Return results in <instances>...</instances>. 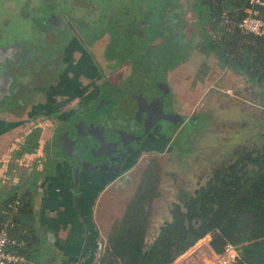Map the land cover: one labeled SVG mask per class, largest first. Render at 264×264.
Instances as JSON below:
<instances>
[{
	"label": "flooded vegetation",
	"instance_id": "flooded-vegetation-1",
	"mask_svg": "<svg viewBox=\"0 0 264 264\" xmlns=\"http://www.w3.org/2000/svg\"><path fill=\"white\" fill-rule=\"evenodd\" d=\"M20 1L18 7L10 1L0 16V144L4 142L2 136L19 134L10 139V147L15 146L11 159L39 130L40 142L47 126L49 147L43 145V154L49 157V165L65 163L74 180L78 169L80 178L99 185L123 176L144 154L169 153L175 157L195 151L191 136L199 129L189 133L187 145L178 134L200 116L179 112L168 72L162 76L148 66L144 71L136 65L141 62L131 55L141 53L134 49L139 44L123 39L126 30L121 24L113 20V26L103 21L75 23L71 13L74 5L90 9L91 14L95 7H89L90 0ZM15 15L29 20V36L20 34L22 28L15 22ZM127 51L132 53L128 55ZM127 65L130 69L122 74ZM146 74L148 78L152 75L150 81L122 95L125 101L118 112H122L126 125L118 124V112L111 111L119 102L108 85L115 87L114 92L118 89L120 95L124 79L137 81ZM98 78L102 79L97 84ZM244 90L246 98L263 105L264 94L258 88L245 83ZM203 118L205 122L207 118ZM248 121L252 133L235 149L264 140L260 131L264 111L258 123ZM27 154L33 153L25 152L21 157Z\"/></svg>",
	"mask_w": 264,
	"mask_h": 264
},
{
	"label": "trees",
	"instance_id": "trees-1",
	"mask_svg": "<svg viewBox=\"0 0 264 264\" xmlns=\"http://www.w3.org/2000/svg\"><path fill=\"white\" fill-rule=\"evenodd\" d=\"M249 1L190 0L195 15L191 23L184 20L187 10L181 0L162 1L159 17L151 26L157 29L152 42L163 39L164 48L156 59L147 60L153 64L149 68L165 76L186 62L195 48L205 56L213 55L221 69L235 71L264 94V38L245 33L239 26ZM259 16L264 19V8ZM134 49L143 54L141 45ZM159 63L162 67L155 68ZM40 133L31 134L29 143L16 156L36 152ZM233 153L213 167L195 189L179 190L170 217L150 239L153 203L161 193L160 164L153 158L124 213L113 221L94 264H173L208 235L215 253H222L228 243H233L240 249L238 264H264V140ZM42 177L43 171L34 167L24 182L11 184L8 190L0 188V232L6 228L16 241L8 250L24 255L28 262L23 264H47L53 256L34 203Z\"/></svg>",
	"mask_w": 264,
	"mask_h": 264
},
{
	"label": "rangeland",
	"instance_id": "rangeland-1",
	"mask_svg": "<svg viewBox=\"0 0 264 264\" xmlns=\"http://www.w3.org/2000/svg\"><path fill=\"white\" fill-rule=\"evenodd\" d=\"M10 1L14 2L15 7L21 4L20 0H0V16L3 14V7L5 6L6 10ZM162 1L164 0H90L89 7H95L93 13L90 14V9L77 4L74 5L71 13L76 19L75 23L78 24L83 23L85 25V22L96 24L97 21H103L112 25V20L117 24H121L122 28L126 30L123 39H133L141 45L143 54H133L131 59L139 60L141 63L136 65L144 70L147 66L152 65L149 61L160 56V49L163 50L164 48L161 45L163 39L151 43L153 36L157 33V29L155 26H151V22L158 19ZM180 3L181 5L186 4L187 11L184 20L191 23L195 15L191 9L190 0H181ZM116 13L120 15L114 16L113 14ZM143 16L145 19H141ZM14 20L22 28L20 34H23V37L29 36V31H31L27 27L29 20L23 17L18 19L16 15ZM141 31H144V33ZM158 45L161 46L158 47ZM167 46L168 48L171 47L172 50L174 49L173 45L170 46V43ZM96 52H101V50L99 51L96 48ZM175 57L170 56L169 58L175 59ZM154 66L160 68L162 64L159 63ZM129 69V65L122 68V74H126ZM147 75L149 74L144 75L143 78H139L137 81L134 78L124 79L122 85H125H120V89L124 91L120 95L117 94L118 89L114 92L115 87L111 84L108 85V88L113 91V97L115 96L119 102L111 113L120 111L121 104L125 101L121 98L122 95L135 90L138 86L140 88L142 83L144 85L150 81L152 75H150L151 78H148ZM223 76L222 70L218 67V60L213 55L205 56L195 48L192 49L191 56L186 59V62H182L175 69L168 71L170 85L179 102V112L188 117L200 116L199 120L186 124L181 133L178 134V139L183 140L187 145L190 144L189 133L198 128V132H193L191 136L194 139L192 144L195 145V151L189 155H176L175 157L169 153L161 155L144 154L130 171L117 180V186L110 187L109 191H105V194L104 190H99L96 194L94 192V205H96L95 209H98L97 216L102 225L104 222L110 225L124 213L143 171L149 162L155 158L161 169V193L153 203L151 233L149 234V238L152 239L157 227L170 217L169 210L172 203L177 199L179 190L182 188L195 189L213 167L222 159L230 158L237 145L244 138H248V135L252 133V127L246 122L251 120V124L258 123L264 111V105H261L259 101L250 100L242 94L245 92L244 85L246 83L242 77L230 78L231 75ZM98 79V82H95L97 84L102 78ZM133 82L135 83L133 84ZM132 84L135 88L131 86ZM116 87L119 86L116 85ZM121 113H117V116H120L119 119L117 118V122L126 125L122 122ZM204 116L207 118L205 122ZM48 127L46 128V138L49 136ZM260 131L264 132V125ZM15 135H19L18 132L10 134V139ZM189 146L191 147V145ZM108 204L112 208L108 209ZM213 256V251L208 242L201 240L183 254L177 264H216L213 261Z\"/></svg>",
	"mask_w": 264,
	"mask_h": 264
},
{
	"label": "crops",
	"instance_id": "crops-1",
	"mask_svg": "<svg viewBox=\"0 0 264 264\" xmlns=\"http://www.w3.org/2000/svg\"><path fill=\"white\" fill-rule=\"evenodd\" d=\"M218 67L221 69L219 65ZM221 70L223 77L231 75L230 78H241L231 69ZM2 139L4 142L0 144V188L8 190L12 187L11 184L24 182L34 167L41 170L44 166L34 203L38 223L51 241L53 256L47 264H78L82 255V264H94L100 257L106 244V235L112 225L107 222L102 225L98 219V209H95L94 205L95 194L99 190H104L105 194L110 187L117 186V180L122 176L116 179L113 177L109 184H94L83 178H79L76 184L67 164L49 165V157L43 154V145L49 147L46 130L38 150L24 157L16 156L11 159L10 154L15 146L10 147V133L2 136ZM20 166H23L22 170ZM24 172L26 174L23 175ZM107 206L108 209L112 208L109 204ZM210 238L207 236L202 240L207 241L209 245ZM180 257L173 264H177Z\"/></svg>",
	"mask_w": 264,
	"mask_h": 264
},
{
	"label": "built area",
	"instance_id": "built-area-1",
	"mask_svg": "<svg viewBox=\"0 0 264 264\" xmlns=\"http://www.w3.org/2000/svg\"><path fill=\"white\" fill-rule=\"evenodd\" d=\"M249 2L250 7L247 9V15L239 26L245 33H254L264 38V19L259 16L260 9L256 7L260 5L264 8V0H250ZM15 242L14 239L9 237L6 228H3L0 232V264H23L28 262L24 255L8 250V245ZM213 255V261L216 264H238L240 258L239 245L228 243L222 253L213 251Z\"/></svg>",
	"mask_w": 264,
	"mask_h": 264
},
{
	"label": "water",
	"instance_id": "water-1",
	"mask_svg": "<svg viewBox=\"0 0 264 264\" xmlns=\"http://www.w3.org/2000/svg\"><path fill=\"white\" fill-rule=\"evenodd\" d=\"M258 9H263V7L262 6H260V5H258V6H256ZM140 27H142V26H140ZM113 103V101L112 100H110V105ZM180 117H182L181 115H179ZM146 133H147V131L145 132V134L144 135H146ZM122 134H123V132H122ZM78 139V138H77ZM77 139H76V142L78 143V141H77ZM69 154V153H68ZM94 156V155H93ZM76 172H75V182H76V184H78V181H79V178H80V171L77 169V170H75ZM76 197V203H77V200H78V195H76L75 196ZM82 258H83V255L80 257V260H79V262H78V264H82Z\"/></svg>",
	"mask_w": 264,
	"mask_h": 264
}]
</instances>
